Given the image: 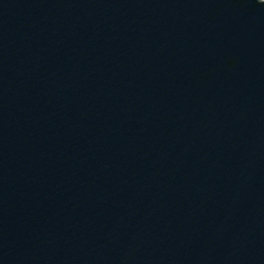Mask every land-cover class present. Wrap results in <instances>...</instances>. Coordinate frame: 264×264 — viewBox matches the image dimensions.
I'll return each mask as SVG.
<instances>
[{"label":"water","instance_id":"1","mask_svg":"<svg viewBox=\"0 0 264 264\" xmlns=\"http://www.w3.org/2000/svg\"><path fill=\"white\" fill-rule=\"evenodd\" d=\"M0 264H264V0H0Z\"/></svg>","mask_w":264,"mask_h":264}]
</instances>
